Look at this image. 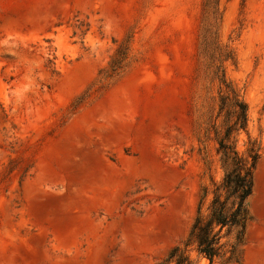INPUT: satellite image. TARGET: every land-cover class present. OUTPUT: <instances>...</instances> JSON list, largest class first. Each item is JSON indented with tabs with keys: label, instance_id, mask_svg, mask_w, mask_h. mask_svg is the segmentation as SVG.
<instances>
[{
	"label": "rangeland",
	"instance_id": "rangeland-1",
	"mask_svg": "<svg viewBox=\"0 0 264 264\" xmlns=\"http://www.w3.org/2000/svg\"><path fill=\"white\" fill-rule=\"evenodd\" d=\"M202 4L0 0V264H158L201 201L207 214L224 172L205 137L218 90L198 57ZM220 9L226 77L261 145L251 198H264V0ZM122 42L129 71L73 111ZM255 223L242 264H264Z\"/></svg>",
	"mask_w": 264,
	"mask_h": 264
},
{
	"label": "trees",
	"instance_id": "trees-1",
	"mask_svg": "<svg viewBox=\"0 0 264 264\" xmlns=\"http://www.w3.org/2000/svg\"><path fill=\"white\" fill-rule=\"evenodd\" d=\"M222 19L220 0H203L198 57L204 66L209 91L218 90L217 99L209 96L211 104L205 137L212 138L218 145L223 181L220 185L213 184V198L207 214L203 212L201 201L188 237L158 264H242L244 260L247 230L252 221L249 200L254 193L255 174L262 153L261 145L248 134L249 107L226 77V63L234 58L220 41ZM131 54L129 43H120L107 66L99 71L91 89L72 103V110L78 109L94 93L117 83L131 68ZM215 105L217 119H221L219 126L213 118ZM242 133L248 135L244 153L237 147ZM12 171L9 168V174ZM204 193L208 196L210 192L204 189Z\"/></svg>",
	"mask_w": 264,
	"mask_h": 264
},
{
	"label": "crops",
	"instance_id": "crops-1",
	"mask_svg": "<svg viewBox=\"0 0 264 264\" xmlns=\"http://www.w3.org/2000/svg\"><path fill=\"white\" fill-rule=\"evenodd\" d=\"M249 201L250 214L256 220L255 226L258 224L261 228H264V198H250ZM260 235L262 237L264 233L261 231Z\"/></svg>",
	"mask_w": 264,
	"mask_h": 264
}]
</instances>
